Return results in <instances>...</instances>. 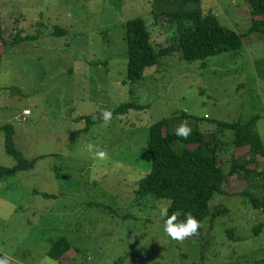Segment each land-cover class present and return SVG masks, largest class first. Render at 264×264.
Returning <instances> with one entry per match:
<instances>
[{
    "label": "rangeland",
    "instance_id": "rangeland-1",
    "mask_svg": "<svg viewBox=\"0 0 264 264\" xmlns=\"http://www.w3.org/2000/svg\"><path fill=\"white\" fill-rule=\"evenodd\" d=\"M158 5L0 0V37L8 43L17 30L21 37L36 36L0 56V166L14 165L4 152L2 126L11 128L14 150L32 162L30 169L0 179V258L9 264H56L46 253L58 238L70 244L71 264H264V212L246 199L214 196L209 212L218 207L224 213L210 228L205 222L200 237L180 242L164 231L160 210L168 202L134 194L149 171L147 128L160 119L187 116L183 123L224 143L228 156L232 132L213 123L257 117L253 127L264 149V36L249 34L245 0L198 4L241 36L239 51L191 63L172 53L144 69L139 80L121 83L126 21L142 19L154 49L173 43L165 16L150 26ZM123 103L146 108L83 131L79 118H102L104 109ZM21 112L27 115L23 122ZM88 143L108 158L93 157ZM235 154L243 158L246 152ZM261 166L258 159L250 167ZM238 183L229 178L223 192H239ZM251 194L261 200L264 184Z\"/></svg>",
    "mask_w": 264,
    "mask_h": 264
},
{
    "label": "trees",
    "instance_id": "trees-1",
    "mask_svg": "<svg viewBox=\"0 0 264 264\" xmlns=\"http://www.w3.org/2000/svg\"><path fill=\"white\" fill-rule=\"evenodd\" d=\"M199 1L156 0L160 5L156 7L157 13L150 19V26L156 27V19L165 16L169 28L173 29L171 45L152 48L148 26L142 19L135 18L124 23L126 60L122 84L139 80L144 69L157 65L160 58L172 53H179L184 62L191 63L239 51L241 36L221 26L215 15L203 13L198 6ZM245 2L251 22L249 34L264 36V0ZM21 33L22 31H15L8 43L0 37V56L8 46L11 49L36 38L35 35L21 37ZM58 34L61 35V31ZM52 35L58 36L54 32ZM144 108L146 106L132 103L120 104L112 111V119ZM186 118L185 115H172L148 126L145 149L149 171L138 181L134 194L138 198L150 197L156 201H167L168 214L181 211L182 215L178 217L181 221L185 218L184 214L190 212L201 223L198 234L192 237H200L203 224L207 222L210 228L212 220L224 213L225 210L218 207L209 212L208 203L214 196H237L246 199L253 209L264 212V196L258 200L251 194L262 189L264 184V149L253 127L257 117H252L245 123H213L218 130L232 132L228 156L224 155L227 150L222 149L225 147L224 143L207 132L198 131L196 127H191V135L187 139L175 135V128L185 122ZM80 120L84 121L83 131L104 122L103 118L96 116L79 118ZM1 130L4 132V152L13 159L14 165L10 168L0 166V179L32 167V162L21 158L12 147L11 128L2 126ZM175 144L177 151L173 147ZM244 149L246 158L235 154L238 150L242 153ZM258 159H261V168H251ZM233 176L238 180L241 190L233 194L223 192L222 188ZM164 219L162 218L163 226ZM70 249L72 250L70 244L64 238H58L49 246L46 257L56 264H63L64 254Z\"/></svg>",
    "mask_w": 264,
    "mask_h": 264
},
{
    "label": "clouds",
    "instance_id": "clouds-1",
    "mask_svg": "<svg viewBox=\"0 0 264 264\" xmlns=\"http://www.w3.org/2000/svg\"><path fill=\"white\" fill-rule=\"evenodd\" d=\"M102 118L104 124L107 125L112 120V111L104 109L102 111ZM191 128L186 123H181L177 128H175V135L187 139L191 135ZM86 150L90 152L93 157L99 158L100 160H106L108 154L106 151L100 150L94 143H88ZM181 211L177 210L171 215L168 214L167 207L161 208L160 216L164 219V231L173 240L182 242L186 238L198 234V229L201 227V223L195 216L190 212L184 214V220H178L181 216ZM0 264H9L8 258H0Z\"/></svg>",
    "mask_w": 264,
    "mask_h": 264
},
{
    "label": "crops",
    "instance_id": "crops-1",
    "mask_svg": "<svg viewBox=\"0 0 264 264\" xmlns=\"http://www.w3.org/2000/svg\"><path fill=\"white\" fill-rule=\"evenodd\" d=\"M66 257H67V254H64V260L62 261V263L63 264H71V261H72L71 256H69L70 258H68V259H66Z\"/></svg>",
    "mask_w": 264,
    "mask_h": 264
},
{
    "label": "built area",
    "instance_id": "built-area-1",
    "mask_svg": "<svg viewBox=\"0 0 264 264\" xmlns=\"http://www.w3.org/2000/svg\"><path fill=\"white\" fill-rule=\"evenodd\" d=\"M25 112L28 114V111L27 110H25ZM25 112H21L20 113V121L21 122H23L24 120H25V118H26V114H25Z\"/></svg>",
    "mask_w": 264,
    "mask_h": 264
}]
</instances>
